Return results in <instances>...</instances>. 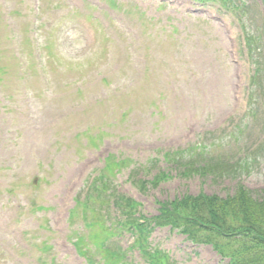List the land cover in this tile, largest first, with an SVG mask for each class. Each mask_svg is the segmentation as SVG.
Returning <instances> with one entry per match:
<instances>
[{
	"label": "rangeland",
	"instance_id": "obj_1",
	"mask_svg": "<svg viewBox=\"0 0 264 264\" xmlns=\"http://www.w3.org/2000/svg\"><path fill=\"white\" fill-rule=\"evenodd\" d=\"M167 1L130 0L125 7L137 5L148 17L143 36L123 33L135 40L111 45L98 31L92 52L55 15L84 0H0V264H82L73 243L87 264H100L80 228L82 219L94 230L107 197L100 177L148 217L158 202L183 194L223 198L238 184L264 198V73L252 77L247 111L244 98L247 53L252 69L264 66V6L243 0L250 24L239 47L231 8L240 0H225L230 8L222 10ZM17 52L28 58L22 72ZM240 153L243 168L232 176L227 158ZM96 172L90 187L99 189L91 205L85 197L83 213L78 195ZM166 172L169 180L156 184ZM149 236L171 264H228L168 226ZM128 252L138 260L130 264H149Z\"/></svg>",
	"mask_w": 264,
	"mask_h": 264
},
{
	"label": "trees",
	"instance_id": "obj_2",
	"mask_svg": "<svg viewBox=\"0 0 264 264\" xmlns=\"http://www.w3.org/2000/svg\"><path fill=\"white\" fill-rule=\"evenodd\" d=\"M236 171V167H231L230 175ZM158 180L155 178L154 182ZM159 210L158 224L178 227L195 240L202 237L217 243L218 239H228L240 246L235 252L239 258L247 257L242 264H264V199L252 198L243 187L224 198L216 194L184 195L163 202Z\"/></svg>",
	"mask_w": 264,
	"mask_h": 264
}]
</instances>
